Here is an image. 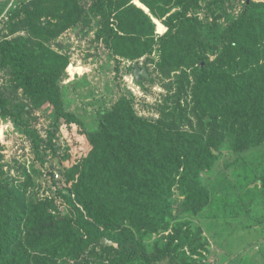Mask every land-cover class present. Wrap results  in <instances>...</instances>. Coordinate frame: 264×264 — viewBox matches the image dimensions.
Instances as JSON below:
<instances>
[{"label":"trees","instance_id":"1","mask_svg":"<svg viewBox=\"0 0 264 264\" xmlns=\"http://www.w3.org/2000/svg\"><path fill=\"white\" fill-rule=\"evenodd\" d=\"M135 1L98 0L107 43L131 59L158 44L159 66L182 70L189 81L182 92L199 127L183 128L188 108L181 104L166 114L168 123L167 117L152 122L121 96L111 109L98 110L99 129L89 130L65 105L60 83L68 57L50 49L37 55L23 37L0 41L18 85L52 103L69 124L60 205L55 198L35 202L22 188L0 193V264H158L165 258L188 264L181 245L201 240L184 227L211 203L202 173L215 166V151L227 142L237 151L264 142V4L250 6L225 30L223 48L211 60L191 46L200 0ZM152 16L159 32L168 27L163 36ZM160 231H170L168 240L154 253L147 239ZM104 237L115 244H103Z\"/></svg>","mask_w":264,"mask_h":264},{"label":"rangeland","instance_id":"2","mask_svg":"<svg viewBox=\"0 0 264 264\" xmlns=\"http://www.w3.org/2000/svg\"><path fill=\"white\" fill-rule=\"evenodd\" d=\"M97 2L0 0V41L23 37L37 55L50 49L68 57L60 83L65 105L89 130L99 129L98 110L111 109L121 96L130 99L139 117L152 122L167 117L168 123L166 114L181 104L188 108L183 128L197 129L200 122L191 98L182 92L183 84L189 86L182 70L159 66L158 44L152 53L137 59L115 54L107 43ZM253 4L264 0H200L192 12L199 25L191 46L215 59L223 48L225 30ZM153 22L156 33L163 36L168 27L159 32ZM137 65L147 67L149 76L137 81ZM187 71L194 80V69ZM68 130L69 124L52 103L29 96L18 85L13 61L0 53V193L22 188L35 202L55 198L60 205L59 189L65 185L60 157ZM215 152V166L202 173L211 203L184 227L186 234L197 232L201 240L192 244L190 236L181 245L190 257L188 264H264V142L238 151L227 142ZM225 211H231V216H225ZM169 232L147 239L150 250L159 253ZM156 242L160 246L151 247Z\"/></svg>","mask_w":264,"mask_h":264},{"label":"water","instance_id":"3","mask_svg":"<svg viewBox=\"0 0 264 264\" xmlns=\"http://www.w3.org/2000/svg\"><path fill=\"white\" fill-rule=\"evenodd\" d=\"M139 1H140V0H139ZM134 2L136 3L135 0H134ZM136 4H137V3H136ZM139 7H140V6H139ZM142 8H143V7H142ZM143 9H144V8H143ZM144 10H145L147 13H150V12H149V8H148V10H146V9H144ZM152 17H153L154 20L156 19L154 16H152ZM134 75H135L137 81H139L143 76H145V77H148V76H149L148 71H147V68H146V67L141 68V67H139L138 65L134 68ZM102 243L105 244V245H113V244H115L114 241H112V240H110V239H108V238H106V237H104V238L102 239Z\"/></svg>","mask_w":264,"mask_h":264},{"label":"built area","instance_id":"4","mask_svg":"<svg viewBox=\"0 0 264 264\" xmlns=\"http://www.w3.org/2000/svg\"><path fill=\"white\" fill-rule=\"evenodd\" d=\"M55 177H56V178H59V177H60V174H59V173H56V174H55Z\"/></svg>","mask_w":264,"mask_h":264}]
</instances>
